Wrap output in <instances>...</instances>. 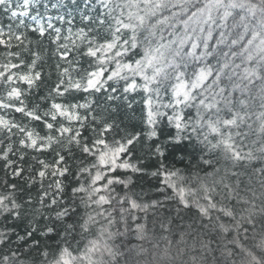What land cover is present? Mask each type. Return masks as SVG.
Instances as JSON below:
<instances>
[{
  "label": "snow or ice",
  "instance_id": "6c2138e0",
  "mask_svg": "<svg viewBox=\"0 0 264 264\" xmlns=\"http://www.w3.org/2000/svg\"><path fill=\"white\" fill-rule=\"evenodd\" d=\"M0 14V264H128L158 241L161 261L264 264V0ZM134 104L139 128L118 118Z\"/></svg>",
  "mask_w": 264,
  "mask_h": 264
},
{
  "label": "trees",
  "instance_id": "16d2710c",
  "mask_svg": "<svg viewBox=\"0 0 264 264\" xmlns=\"http://www.w3.org/2000/svg\"><path fill=\"white\" fill-rule=\"evenodd\" d=\"M55 13V10H53V14ZM0 22H4L7 23V17L3 16L2 14H0ZM77 23H79V18L77 17ZM137 100H139V97H136ZM140 117H141V106L139 104H134V111H130L127 110L126 108H122L121 111L118 113V118L123 119L125 124H128L129 126H133L135 125L137 128L140 127ZM172 131V129L168 128V127H163V135L161 136V142H166V137L168 135V133ZM170 152L174 153L175 155V159L178 161L180 159V157L186 152V151H190L189 148H187L186 145H179L176 148H171L169 146L168 149ZM171 158V157H170ZM187 163V161H185V164ZM178 167H184V165L182 164H177ZM258 193H259V189H257ZM22 227V226H21ZM195 227V226H194ZM195 238V240L197 241V248L199 247V233L198 232H193L191 237H186V239L189 240V243L192 242V239ZM130 239L132 241V243H137V241H135L134 237L130 236ZM255 239H259V237H256ZM156 240L158 241V237L156 238ZM160 242V249H154L151 244L145 243L144 247L146 249H148V252L146 254H144L143 256H138L135 257L134 260L129 257L128 258V264H191V261L188 258V253L191 251L190 249H186L184 253H180L178 250V247L175 245V243H173V246L170 250V254H171V259L167 260V261H161L159 259L161 251L164 247V242L162 241H158ZM252 243V241L250 240V244ZM214 251L211 253H207L206 257L203 260L199 261V264H221V259H220V252L216 249V246H213ZM196 255H200L199 252L194 253ZM124 259L125 258H121V264H124ZM237 264H240V260L237 257Z\"/></svg>",
  "mask_w": 264,
  "mask_h": 264
}]
</instances>
